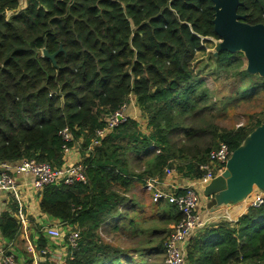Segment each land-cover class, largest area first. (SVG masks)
<instances>
[{
  "label": "trees",
  "instance_id": "1",
  "mask_svg": "<svg viewBox=\"0 0 264 264\" xmlns=\"http://www.w3.org/2000/svg\"><path fill=\"white\" fill-rule=\"evenodd\" d=\"M239 1L245 23L264 25V0ZM21 3L0 0V165L34 160L59 170L66 166L67 152L76 150L87 179L83 185H47L39 191L40 212L61 228L63 244L55 245L58 240L36 226L37 249L63 247V264H164L159 256L181 214L168 202L151 204L147 220L141 219L142 210L135 217L119 214L127 193L167 171L187 180L202 178L199 165L212 150L224 143L233 152L264 123L263 108L239 126L220 125L216 113L225 112L227 100L212 101L206 79L195 75L196 54L204 51L206 38L218 40L213 3ZM43 49L56 53L55 64L42 57ZM212 59L214 76L239 84L235 103L264 96V78L247 72L241 52L221 51ZM131 101L136 116L127 113ZM119 111H125V119L110 127L108 120ZM20 212L17 199L6 193L0 238L14 264L17 257L6 250L19 236ZM116 215L127 225L109 231L128 247L102 233ZM72 232L75 248L67 246ZM185 253L186 264H264V205L248 208L235 222L202 229ZM49 256L46 264H54Z\"/></svg>",
  "mask_w": 264,
  "mask_h": 264
},
{
  "label": "built area",
  "instance_id": "2",
  "mask_svg": "<svg viewBox=\"0 0 264 264\" xmlns=\"http://www.w3.org/2000/svg\"><path fill=\"white\" fill-rule=\"evenodd\" d=\"M124 119L122 111H119L108 120L109 126L112 127ZM62 136L64 140H70V135L66 130L62 132ZM231 154L232 152H230L228 146L220 143L216 149L209 153L207 162L199 165V170L203 173L202 178L192 180L180 193L176 191L164 193L157 190L158 181L154 179L148 180L144 185L149 192L154 194L155 201L163 199L174 205L181 214V220L176 225L171 226V233L165 241L163 249L164 264H186L185 251L190 239L205 227V222L200 220L197 215L200 203L199 187L202 183L223 175ZM12 172L29 176L32 179L33 188L38 192L47 185L74 186L76 184L83 185L87 182L84 166L79 162L66 165L59 170L52 169L48 165L37 163L34 160L22 161L14 165L2 164L0 165V188L13 194L17 187ZM169 172L166 173L169 174ZM263 205L264 195L260 192H253L247 207L257 208ZM221 219H225V217ZM44 232L45 236L52 240H60L63 236L61 228L57 226L48 227ZM76 238L77 234L75 232L70 233L67 246L75 248ZM39 253L44 259L50 255L48 260L54 264H63L66 259V252L63 247L56 249L47 247ZM0 264H14L13 256L2 254Z\"/></svg>",
  "mask_w": 264,
  "mask_h": 264
},
{
  "label": "water",
  "instance_id": "3",
  "mask_svg": "<svg viewBox=\"0 0 264 264\" xmlns=\"http://www.w3.org/2000/svg\"><path fill=\"white\" fill-rule=\"evenodd\" d=\"M214 9L213 29L220 44L219 50L230 53L242 52L246 70L264 78V25H249L238 14L242 3L239 0H211ZM55 54L42 50V57L55 64ZM264 123L256 128L234 150L222 176L202 183L201 189L210 204H215L219 193H228L232 198L244 199L251 194L253 186L264 192Z\"/></svg>",
  "mask_w": 264,
  "mask_h": 264
},
{
  "label": "crops",
  "instance_id": "4",
  "mask_svg": "<svg viewBox=\"0 0 264 264\" xmlns=\"http://www.w3.org/2000/svg\"><path fill=\"white\" fill-rule=\"evenodd\" d=\"M26 0H22L21 5H24ZM127 113L130 115L136 116L138 111L135 107L134 101H131L127 109ZM79 161L78 152L76 150L68 151L66 154V165H70ZM12 177L16 183L15 193L6 191L5 189L0 188V211L4 209V204L6 203V193H11L20 204V214L19 218L21 220V230L19 236L16 239V242L13 246L8 247L7 252H12L19 264L23 263L25 258L30 259L31 264H46L45 259L40 255L39 250L36 247V240L38 239V233L36 232V226L42 228V232L48 227L54 226L55 221L49 218L46 215H43L39 209L40 196L39 192L36 191L31 181L32 179L29 176L16 174L12 172ZM158 181L157 190L168 193L170 191H176L180 193L184 187H186L192 180L183 179L176 172L165 173L161 179H154ZM138 184H135L133 187L137 188ZM264 187V185H263ZM132 190V189H131ZM260 192L264 195V192H261L256 186H253L251 194L247 195L246 198H232L228 193L222 192L217 195L215 204H210V198H207L202 193L201 186L199 187L200 194V203L197 209V215L200 220L205 222V227L212 226L222 220L236 221L238 217L243 215L247 211L248 202L251 198L253 192ZM264 191V190H263ZM149 194L152 204L167 201L160 199L155 201L154 194L146 192ZM145 193L140 194L141 196H146ZM126 202L120 207L119 214L127 213L131 215L138 210L140 211L143 205H139L137 202L138 196L127 193ZM225 217V219H221ZM117 215L108 220L104 227L112 226L116 224L115 221H118ZM226 220V221H227ZM120 221V220H119ZM115 222V223H114ZM119 226H122L124 222L120 221ZM203 228V229H204ZM45 234V232H44ZM5 242L0 238V257L4 254L3 246ZM55 245L60 246L63 244L62 239L54 242Z\"/></svg>",
  "mask_w": 264,
  "mask_h": 264
},
{
  "label": "rangeland",
  "instance_id": "5",
  "mask_svg": "<svg viewBox=\"0 0 264 264\" xmlns=\"http://www.w3.org/2000/svg\"><path fill=\"white\" fill-rule=\"evenodd\" d=\"M219 39H212V38H206L204 43V51L199 52L196 54V58L194 61V70L196 77L200 79H206L205 86L208 85V90L210 91V96L213 99L212 101H218V103H221V101H226V109L225 112L221 113L219 110L217 111L218 123L224 127H232V126H239L241 124L245 123L246 116L253 113V112H259L264 108V96L259 95L257 97H253L250 100L243 101V103H235L237 99H239L236 95L238 92L237 87L238 83L235 81V78H227V77H219L217 78L212 74V72L216 71V65L214 63V60L212 57L216 56L219 50ZM242 53V52H241ZM244 56V54L242 53ZM244 66L246 68L247 62L244 57ZM247 81L244 82L242 86H246ZM241 93V92H240ZM239 93V94H240ZM238 105V106H237ZM128 108H126L127 110ZM125 111L122 113L124 114ZM138 115V114H137ZM146 192H149L144 185H137V188L132 187V190L130 191V194L138 196V204L143 205L142 208V216L141 219L145 218L147 220L148 217L153 215L152 211L149 210L150 205L152 202H150V195L146 194ZM145 193L146 196H141L140 194ZM151 193V192H149ZM136 213V212H135ZM133 213L131 217H135ZM139 216V215H138ZM128 217H130L128 215ZM143 217V218H142ZM137 218V216H136ZM116 224H120V221H115ZM114 222V223H115ZM115 225V224H112ZM127 225V222L125 221L124 224H122L123 227ZM111 226H105L104 231L102 232L104 237L111 241L115 245L119 246H129V242H126L118 233L110 232L109 228ZM171 228V227H170ZM68 229L65 230L63 233L64 235L67 234ZM160 258L162 257L164 259V254H160ZM149 261H147L148 263Z\"/></svg>",
  "mask_w": 264,
  "mask_h": 264
}]
</instances>
